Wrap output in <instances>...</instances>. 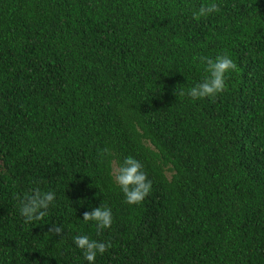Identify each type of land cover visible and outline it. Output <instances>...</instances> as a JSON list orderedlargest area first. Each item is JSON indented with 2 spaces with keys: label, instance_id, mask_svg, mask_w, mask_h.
<instances>
[{
  "label": "trees",
  "instance_id": "trees-1",
  "mask_svg": "<svg viewBox=\"0 0 264 264\" xmlns=\"http://www.w3.org/2000/svg\"><path fill=\"white\" fill-rule=\"evenodd\" d=\"M224 54L226 91L179 95ZM128 156L137 205L111 175ZM36 187L56 199L26 224ZM77 235L111 244L95 264H264V0H0V264H88Z\"/></svg>",
  "mask_w": 264,
  "mask_h": 264
},
{
  "label": "clouds",
  "instance_id": "clouds-1",
  "mask_svg": "<svg viewBox=\"0 0 264 264\" xmlns=\"http://www.w3.org/2000/svg\"><path fill=\"white\" fill-rule=\"evenodd\" d=\"M219 10L216 3L201 5L193 12V19L199 21L201 18H207L209 15L219 12ZM194 59L200 60L207 75L202 82L188 89L187 93L181 88L179 91L180 96L187 95L194 101L203 100L215 98L227 90V75L237 70V65L228 55H217L215 59L207 57ZM176 91L177 88L174 95H176ZM103 152L104 155H112L108 149H104ZM111 165L113 181L124 194L125 203L129 205L142 203L152 189V183L142 170V164L134 157L128 156L122 164L113 160ZM17 199L20 204V214L27 224L42 220L47 215L48 209L55 201L56 196L52 191H41L39 187H36L26 193L23 198L18 196ZM82 220L85 223L94 222L97 235H99L103 230L111 228L113 218L111 209L102 203L100 207L94 208L90 212H84ZM49 233L63 238V228L60 226L52 225ZM73 242L82 250L84 259L88 264H95L97 254L102 255L111 247L110 243L93 240L87 235H77L74 237Z\"/></svg>",
  "mask_w": 264,
  "mask_h": 264
}]
</instances>
